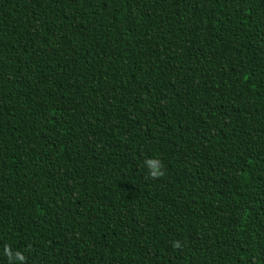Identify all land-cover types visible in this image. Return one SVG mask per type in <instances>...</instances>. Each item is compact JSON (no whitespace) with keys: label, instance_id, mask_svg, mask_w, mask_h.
Segmentation results:
<instances>
[{"label":"trees","instance_id":"obj_1","mask_svg":"<svg viewBox=\"0 0 264 264\" xmlns=\"http://www.w3.org/2000/svg\"><path fill=\"white\" fill-rule=\"evenodd\" d=\"M0 264H264V0H0Z\"/></svg>","mask_w":264,"mask_h":264}]
</instances>
